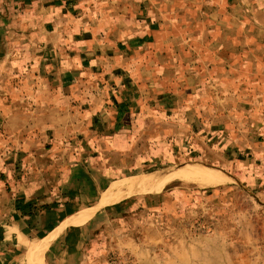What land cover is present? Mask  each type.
I'll use <instances>...</instances> for the list:
<instances>
[{"label":"crops","instance_id":"obj_1","mask_svg":"<svg viewBox=\"0 0 264 264\" xmlns=\"http://www.w3.org/2000/svg\"><path fill=\"white\" fill-rule=\"evenodd\" d=\"M238 2L0 0V264H81L119 209L77 219L187 145L264 179V34Z\"/></svg>","mask_w":264,"mask_h":264},{"label":"rangeland","instance_id":"obj_2","mask_svg":"<svg viewBox=\"0 0 264 264\" xmlns=\"http://www.w3.org/2000/svg\"><path fill=\"white\" fill-rule=\"evenodd\" d=\"M238 1L247 18L262 22L264 34V0ZM256 143L264 150V137ZM210 147L205 157L191 153L187 145L169 164L119 174L116 182L202 166L228 181L203 186L178 180L155 194L116 204L118 212L108 209L110 214L95 222L99 227L81 264H264V179L259 175L247 181L246 167L240 170L230 155L219 159Z\"/></svg>","mask_w":264,"mask_h":264},{"label":"bare ground","instance_id":"obj_3","mask_svg":"<svg viewBox=\"0 0 264 264\" xmlns=\"http://www.w3.org/2000/svg\"><path fill=\"white\" fill-rule=\"evenodd\" d=\"M178 180L195 182L203 186H217L228 181L227 177L223 174L206 168H191L181 172L173 171L164 177L159 174H150L127 178L114 183L109 190L102 195L100 203L92 210L81 215L77 221L85 223L100 209L106 206L119 204L129 197L140 194H155L166 185ZM44 249L45 248H42L36 253L37 264H43L42 254Z\"/></svg>","mask_w":264,"mask_h":264}]
</instances>
